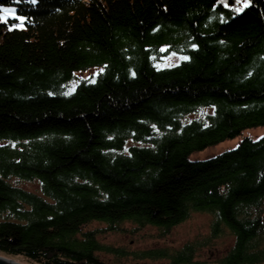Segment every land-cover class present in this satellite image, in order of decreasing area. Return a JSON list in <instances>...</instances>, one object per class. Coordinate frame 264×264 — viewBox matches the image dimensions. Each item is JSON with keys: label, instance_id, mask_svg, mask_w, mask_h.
Listing matches in <instances>:
<instances>
[{"label": "trees", "instance_id": "trees-1", "mask_svg": "<svg viewBox=\"0 0 264 264\" xmlns=\"http://www.w3.org/2000/svg\"><path fill=\"white\" fill-rule=\"evenodd\" d=\"M214 3L24 0L26 27L0 23V254L117 264L101 231L167 232L201 211L207 235L132 254L264 264V135L190 158L264 125V0L236 16ZM171 53L188 59L162 66ZM223 236V254L194 259Z\"/></svg>", "mask_w": 264, "mask_h": 264}, {"label": "rangeland", "instance_id": "rangeland-1", "mask_svg": "<svg viewBox=\"0 0 264 264\" xmlns=\"http://www.w3.org/2000/svg\"><path fill=\"white\" fill-rule=\"evenodd\" d=\"M182 56V55H181ZM176 54L171 53L169 56L160 60L162 66H170L171 64L180 62L181 57ZM90 72H88L89 74ZM196 116V114H195ZM194 116L191 115V118ZM264 135V125L258 127H251L244 130L240 135L236 137L229 138L218 142L217 144L209 145L204 149L197 150L190 155V158L193 160L197 159H206L210 156L219 154L220 152L230 150L237 146L240 141L245 136H250L253 138H259ZM132 144V142H130ZM141 145V143H136ZM29 189H37V181H32L26 185ZM213 215L205 212H193L191 216L181 222L178 225L174 226L167 232H164L158 227L152 225H145V227L134 230L135 225L130 222H123L119 229H112L111 231L104 230L101 231L97 237L100 241H103L116 249L126 251L124 255H118L115 252H99V256L109 263L117 264H167L168 261L164 259L153 260L150 258H138L135 252L140 250H146L150 248H170V249H179L186 242L196 239L197 237H202L208 234L211 230V222ZM101 225L97 222H94L90 225V228L96 229ZM102 227V226H101ZM98 228V229H101ZM121 230V231H120ZM123 230V231H122ZM232 239L227 236L223 238H217L214 241L212 246L203 245L195 254V260H209L213 261L214 257L223 254L227 249V246L230 245ZM18 260V259H17ZM23 264L27 263L26 259L21 258L18 260ZM29 262V261H28ZM31 263V262H30ZM33 264V263H31Z\"/></svg>", "mask_w": 264, "mask_h": 264}, {"label": "snow or ice", "instance_id": "snow-or-ice-1", "mask_svg": "<svg viewBox=\"0 0 264 264\" xmlns=\"http://www.w3.org/2000/svg\"><path fill=\"white\" fill-rule=\"evenodd\" d=\"M23 2L24 0H10L9 3H0V23L5 24L9 30L26 27V21L28 20V17L22 14L18 9V6ZM27 2L35 5L37 4L38 0H27ZM252 5L253 0H215V3L212 6L214 8L217 6H222L224 9H227L232 16H236ZM220 15L223 19L224 12H221ZM157 27H159V25ZM155 30L156 29H153V31ZM190 47L196 48L198 46L196 44H191ZM173 55H176V53H173ZM180 58L188 59L187 56H181ZM134 74L135 73H133V75ZM94 75L95 73H93V76ZM153 127H155V125H153Z\"/></svg>", "mask_w": 264, "mask_h": 264}, {"label": "bare ground", "instance_id": "bare-ground-1", "mask_svg": "<svg viewBox=\"0 0 264 264\" xmlns=\"http://www.w3.org/2000/svg\"><path fill=\"white\" fill-rule=\"evenodd\" d=\"M178 53H179V52H178ZM180 53H181V52H180ZM182 55H185V56H186V54H183V53H182ZM72 85H74V80H72V82L68 83V86H69V87H72ZM0 256H2V257H3V256H4V257H7V258H9L10 260H13V261L15 260L16 263L23 264V263H21V262L18 261V260L21 259V258H19V257H14V258H13V257H9V256L4 255V254H3V255L0 254ZM17 259H18V260H17ZM26 261H27V260H26ZM27 263L31 264V263L28 262V261H27Z\"/></svg>", "mask_w": 264, "mask_h": 264}, {"label": "water", "instance_id": "water-1", "mask_svg": "<svg viewBox=\"0 0 264 264\" xmlns=\"http://www.w3.org/2000/svg\"><path fill=\"white\" fill-rule=\"evenodd\" d=\"M0 264H19V263H16L15 260H10L9 258L7 257H2L0 256Z\"/></svg>", "mask_w": 264, "mask_h": 264}]
</instances>
